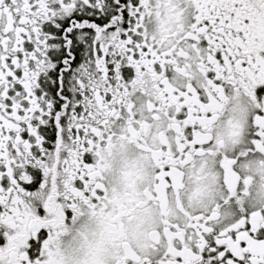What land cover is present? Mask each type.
<instances>
[{
	"label": "snow or ice",
	"instance_id": "obj_1",
	"mask_svg": "<svg viewBox=\"0 0 264 264\" xmlns=\"http://www.w3.org/2000/svg\"><path fill=\"white\" fill-rule=\"evenodd\" d=\"M0 264H264V0H0Z\"/></svg>",
	"mask_w": 264,
	"mask_h": 264
}]
</instances>
